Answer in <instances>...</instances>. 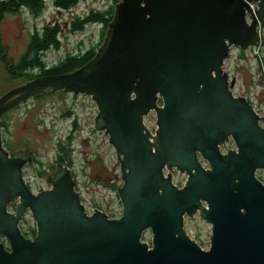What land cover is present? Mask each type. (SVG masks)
<instances>
[{
    "label": "water",
    "instance_id": "1",
    "mask_svg": "<svg viewBox=\"0 0 264 264\" xmlns=\"http://www.w3.org/2000/svg\"><path fill=\"white\" fill-rule=\"evenodd\" d=\"M116 1L94 59L12 89L0 98V118L47 90L89 96L94 128L120 165L121 216L86 215L62 165L33 195L22 176L26 156L9 154L0 137V264H264V183L256 177L264 121L232 96L221 72L232 47L256 43L264 0ZM152 111L154 136L144 124ZM173 172L186 176L182 186ZM27 211L31 240L19 228ZM195 216L211 228L207 250L186 233L185 218Z\"/></svg>",
    "mask_w": 264,
    "mask_h": 264
},
{
    "label": "rangeland",
    "instance_id": "2",
    "mask_svg": "<svg viewBox=\"0 0 264 264\" xmlns=\"http://www.w3.org/2000/svg\"><path fill=\"white\" fill-rule=\"evenodd\" d=\"M110 6H114L115 8L116 4H114L111 0H84L78 3L73 8V10H71V12H58L55 8L52 7L50 0H46L44 11L38 18L31 17L25 11H22V13H20L19 15H6L0 23V36L2 44L7 46L8 48L7 56L13 61L18 60V58L21 56L27 46L31 31L35 27L40 28L42 24H46L52 21H58L59 23H61V25L63 24L62 29L64 30V32H66V29L69 26V22L73 19V11L77 13L81 10L87 11L88 9L102 11ZM89 28L96 31V25L95 27ZM107 31L108 27L105 31V37L107 36ZM100 32L101 27L99 26V33ZM95 35H97V31ZM105 37H103V40L101 41V36H98V44L95 46L96 52L102 47ZM59 38H61V35H59ZM94 39L97 38L95 37ZM46 56H48L49 60L51 61H54L56 58L61 57L53 49H49L46 53ZM248 68L249 66H243L239 68L238 72H236V74L240 77L239 84L241 85L242 89H246L249 86L246 71ZM27 82L30 81L26 80L25 78L10 80L7 74L5 73L3 65L0 63V98L12 89L20 87ZM46 92L50 91L47 90ZM69 96L70 95H67V97ZM67 97H62L60 94H56V92H54L51 95L45 96V99L39 102L38 106L34 107L36 108L34 110H32L34 103L29 102L27 104V107L30 108L28 111H32L33 114L28 115L27 117L26 115L28 111L22 113H9L4 119V121H8V131L6 134H4L5 139L7 141L6 146L11 151H19V149L21 150L24 146H27L34 155L36 154L37 159H41L45 164H50L52 167H56L55 154L56 148L58 146L57 143H63L65 145V134L64 136H62L63 133L58 130L57 127H53L54 120L59 121L55 109L60 107L63 108L64 99ZM80 103L85 105L86 107V110L82 111V118L85 124L87 125L88 130L91 131V139L81 141L76 138L74 144L75 149L73 153V158L75 159L76 164L78 165L81 172L84 169V165L80 163V158H82L83 160L84 157V160L88 159L90 162H92L93 160L92 164H87L86 167L90 166L87 168L88 170H91L93 174L98 173L101 176L99 180L95 178H92L90 180L82 178L81 187L87 194L88 198L96 196L99 200L103 201L105 207L110 204L114 206L116 196L108 193L107 191L100 190L96 186H93V182H102L109 184L111 179H114L117 180L118 184L119 182L121 184L122 181L119 176L120 165L117 163L115 152L108 142V137L104 134V132H96L92 128V117L98 113V108L96 104L93 102L94 105L93 107H91L89 105L88 98L80 99ZM158 105L161 106V99L158 100ZM33 119L35 122V127L37 128V133H35L34 131V126H31L33 124ZM44 121L50 122L49 128L42 124ZM61 122L67 123L68 120L63 119L61 120ZM144 124L154 136V133L157 129L155 112H150L144 118ZM259 124L260 126L264 127L261 122H259ZM28 144L30 147L28 146ZM220 150H222V148H220ZM98 157V162L100 165L97 167L94 163L97 161L95 159H98ZM50 158L53 159V164L49 163ZM105 158L108 161L107 164L104 162ZM66 164L67 160L64 162V165ZM25 169L29 170V166H27ZM25 171L24 173L26 175ZM171 174L173 183L177 186H182L186 181V176L181 175L178 172H173ZM256 177L264 181L263 172H257ZM89 201H91V199ZM116 211H118V205H116ZM118 213L121 216V212L119 211ZM20 224L23 231H28L30 227H35V223L31 217V214L28 211L22 218ZM184 227L186 233L191 237V239L195 240L196 243L202 248L208 249L211 236V228L208 224L202 221L198 216H195V218H193V221H191L189 218H185ZM143 239L150 245L151 235L149 231L145 232V236L143 237Z\"/></svg>",
    "mask_w": 264,
    "mask_h": 264
},
{
    "label": "built area",
    "instance_id": "3",
    "mask_svg": "<svg viewBox=\"0 0 264 264\" xmlns=\"http://www.w3.org/2000/svg\"><path fill=\"white\" fill-rule=\"evenodd\" d=\"M248 6L252 10V13L255 12V7L256 10H258L257 5L254 3H249ZM76 14L86 15L88 14V10H81L78 13L74 12L73 15H71L74 18ZM246 21L248 24L252 22L247 13ZM89 27H95V24L87 26L86 28L80 31H68L63 33L61 35L60 40H63L62 42L64 43V45L59 50H54L61 57L56 58L54 61H51L49 60L48 56H46V53L48 51L47 50L42 56V60L44 61L46 66L50 67L56 65L60 60L64 59L66 55H81L90 48L95 47L98 44L99 25H96L97 35H95L96 31ZM256 30L258 33V39L254 46L249 47L244 52H242L238 48L232 47L229 50L227 58L223 61V65L221 66V72L226 73V77L228 80V88L232 96L235 98L244 99L250 105L251 109L258 116V118H263L264 121V21L258 22ZM95 37L97 39H94ZM243 66H249V68L246 70L249 86L246 89L241 88V85L239 84L240 77L236 74L239 68ZM69 95V97H67L66 95L67 98L64 99L63 108L55 109L59 121L54 120L53 127H57L58 130L63 133L62 136H64L65 134V142L66 138L72 136V139L70 140V145L71 147H73L76 138L81 141L91 139V131L88 130L87 125L85 124L82 118V111H85L86 107L85 105L80 103V99L88 98L89 105L91 107H93L94 103L90 97L85 95H77L76 97H74L72 94ZM95 116L92 117V128L94 131H96L94 129ZM63 119H67L68 122H61V120ZM42 124L47 126L48 128L50 127L49 121H44ZM72 160V164H68L67 166L65 165V167H68L69 171L74 175V179L77 185V192L79 193L81 203L84 207L86 215L92 216L93 210H96L99 213L105 214L109 219H117L118 217H120L118 212H121L122 209L117 195V189L121 185L120 182L118 184L117 180L114 179H111L109 184L102 182H93V186H96L100 190L107 191L108 193L116 196L114 206L110 204L105 207L103 201L99 200L96 196L88 198L87 194L81 187V179L83 178V174L80 171L78 165L76 164V161L73 158V154ZM104 162L106 164L108 163L106 158L104 159ZM49 163H54L52 158H50ZM49 165L50 164H44L41 167L46 174L49 173ZM35 168L40 169L39 164H35L34 166L29 167V170H24L26 172V175L24 173V181L33 195H37L41 191H45L50 188V185L46 181L45 176H38L36 174ZM90 199L91 201H89ZM116 205H118V211H116Z\"/></svg>",
    "mask_w": 264,
    "mask_h": 264
},
{
    "label": "trees",
    "instance_id": "4",
    "mask_svg": "<svg viewBox=\"0 0 264 264\" xmlns=\"http://www.w3.org/2000/svg\"><path fill=\"white\" fill-rule=\"evenodd\" d=\"M84 0H50L52 7L57 11L68 12L78 3ZM117 4L116 0H111ZM46 0H0V23L6 15H19L25 11L31 17L38 18L44 11ZM114 6H110L102 11L90 10L84 18H74L69 22V30L72 32L80 31L89 24H98L101 26V41L105 37V31L113 19ZM63 24L58 21H52L42 24L40 28H34L31 31L27 46L17 61H13L7 56V46L2 44L0 36V63L3 65L5 73L10 80L25 78L33 80L43 76H59L72 73L91 62L96 55V47H92L83 54L74 56L68 55L63 60L52 67H46L42 56L49 49H58L60 42L59 34L63 31ZM41 99L43 96L37 95L34 99ZM6 127V123L0 124V129ZM69 150L63 145L58 144V153L56 154V167H52L48 174L38 170L37 175L45 176L47 182L52 178L57 170L58 165H64L67 160L70 163L68 154ZM36 154L34 155L30 165L36 162ZM264 174V173H263ZM260 180V178H258ZM264 183L263 180H260ZM35 235V230L31 231Z\"/></svg>",
    "mask_w": 264,
    "mask_h": 264
},
{
    "label": "flooded vegetation",
    "instance_id": "5",
    "mask_svg": "<svg viewBox=\"0 0 264 264\" xmlns=\"http://www.w3.org/2000/svg\"><path fill=\"white\" fill-rule=\"evenodd\" d=\"M60 94L62 97L64 96V94H66V93H64V92H56V94ZM41 96H43V98H39V99H34V97L33 98H31V99H28V100H26V101H23V102H21V103H19V104H17L15 107H13L12 109H10L6 114H4L1 118H0V124L1 123H6V127H7V123H8V121L7 120H5L4 121V119H5V117H7V115L9 114V113H11V112H27L30 108H28L27 107V104L29 103V102H33L34 103V105H33V108H32V110H34V109H36V108H34L35 106H38L39 104V102H41L43 99H45V96H47V95H49L48 94V92H45V93H43V94H40ZM61 108V107H60ZM62 109V108H61ZM30 112H32V111H28L27 112V115H26V117L28 116V115H31V114H33V112L32 113H30ZM39 123V122H38ZM31 126H34V131H35V133H37V131H36V127H35V122H34V119H33V124L31 125ZM7 131H8V128H5V127H2L1 129H0V137H1V140H2V146H3V148L10 154V153H15V154H17V152H21V154H24L25 156H26V164L23 166V168H22V174L24 175V169L26 168V166H28V165H30V163H31V161H32V159H33V157H34V154L32 153V151L27 147V146H24L23 147V149H19V151H11L7 146H6V143H7V141H6V139H5V135L4 134H6L7 133ZM6 146V147H5ZM28 146H29V144H28ZM227 146V148H229V149H231V144L230 145H226ZM30 147V146H29ZM67 149V148H66ZM71 154V152H69V154L68 155H70ZM86 156V155H85ZM95 160H97L94 164L98 167L100 164H99V162H98V160H99V157H98V159L96 158ZM94 160V161H95ZM90 161L87 159V160H84V157H83V160H82V158H80V163L82 164V165H84V169L82 170V174H83V178H86V179H88V180H90V179H92V178H95V179H97V180H99L100 178H101V176L98 174V173H96V174H93V172L91 171V170H88L87 168L88 167H90V166H88V167H86V165L88 164V165H90V164H92V162H93V160H92V162H90ZM205 167H207V166H205ZM179 186H181V185H179ZM9 211L11 212V213H15V208H12V207H9ZM195 218V217H194ZM185 221V220H184ZM21 224L19 223V228H20V230H21V232L23 233V235H24V237L26 238V239H28V240H31L35 235H33L32 234V230H35V227L33 228V227H30L29 229H28V231H23L22 230V228H21V226H20ZM6 245H7V243H6Z\"/></svg>",
    "mask_w": 264,
    "mask_h": 264
},
{
    "label": "bare ground",
    "instance_id": "6",
    "mask_svg": "<svg viewBox=\"0 0 264 264\" xmlns=\"http://www.w3.org/2000/svg\"><path fill=\"white\" fill-rule=\"evenodd\" d=\"M262 127V126H261Z\"/></svg>",
    "mask_w": 264,
    "mask_h": 264
}]
</instances>
